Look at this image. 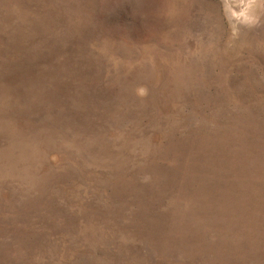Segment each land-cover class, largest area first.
<instances>
[{
    "label": "rangeland",
    "instance_id": "rangeland-1",
    "mask_svg": "<svg viewBox=\"0 0 264 264\" xmlns=\"http://www.w3.org/2000/svg\"><path fill=\"white\" fill-rule=\"evenodd\" d=\"M0 264H264V0H0Z\"/></svg>",
    "mask_w": 264,
    "mask_h": 264
}]
</instances>
